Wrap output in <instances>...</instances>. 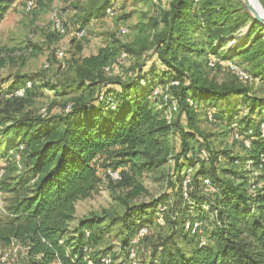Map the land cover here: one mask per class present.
Instances as JSON below:
<instances>
[{
	"label": "trees",
	"instance_id": "obj_1",
	"mask_svg": "<svg viewBox=\"0 0 264 264\" xmlns=\"http://www.w3.org/2000/svg\"><path fill=\"white\" fill-rule=\"evenodd\" d=\"M98 1L95 10L105 14L109 0ZM165 1L157 20L147 24L155 30L152 54L162 77L154 67L145 71L141 65L116 73L118 57L143 50L110 37L95 54L80 56L78 46L63 68L54 55L59 72L53 80L37 73L14 85L19 79L14 74L13 86L0 91L5 98L0 146L6 153L14 149L11 162L18 155L12 162L18 175L0 178L12 195L0 219V244L21 248L23 264L115 263L117 257L107 249H96L99 236L91 229L102 219L75 215L76 203L97 192L101 174L127 190L118 218L122 264H264V26L239 0ZM2 2L0 18L7 10ZM243 28L245 34L236 39ZM230 34L229 58L238 57L245 64L240 69L263 86L260 96L240 83H218L205 75L206 64L219 63L214 43ZM1 53L0 69L12 61ZM67 69L71 76L55 84ZM74 86L81 88L79 94L53 114L47 108L35 113L21 112L23 104L13 106L43 89L68 96L66 89ZM18 88L24 89L22 96L14 94ZM232 96L247 101L249 112L237 111ZM201 118L222 128L218 137L230 136L241 154L215 146L213 135L200 131ZM172 132L179 148L166 158L159 155L160 140ZM223 161L234 168L226 169ZM165 163L172 168L167 180L172 196L131 205L129 200L144 190L133 184V176L156 172ZM110 172L119 178L112 179ZM142 228L145 233L139 235ZM154 229L157 241L151 238ZM105 257L109 263L101 261Z\"/></svg>",
	"mask_w": 264,
	"mask_h": 264
},
{
	"label": "rangeland",
	"instance_id": "obj_2",
	"mask_svg": "<svg viewBox=\"0 0 264 264\" xmlns=\"http://www.w3.org/2000/svg\"><path fill=\"white\" fill-rule=\"evenodd\" d=\"M237 1V0H235ZM264 8V0H259ZM3 4L7 5V10L0 18V49L1 56H6V60L10 58L8 66L0 69V91L10 88L17 74L18 80L14 85H18L24 79L33 80V76L37 73H42L50 80H53L55 73H58L57 64L54 55L57 50L64 52V61L71 60L72 55L76 52L77 47L81 46L80 56H87L96 53L110 37L117 38L126 44H135L136 48L143 50L141 53H133L128 56L118 57V63L115 65V72L126 74L131 70L136 69L139 65L144 70H150L154 67L155 72L162 70L159 66L156 57L152 54V40L155 30L149 29L151 18L157 20L160 12L164 10L166 1L161 0L157 4H153L149 0H109L108 5H113L114 15L103 13L99 7L98 0H35L34 7L28 11H24V0H3ZM106 6V8H107ZM102 7V6H101ZM105 8V9H106ZM53 17H59L64 31L56 36V30L52 26ZM81 24L83 28L79 29ZM147 25V26H146ZM158 25L156 31L160 29ZM244 27L240 26L238 29ZM237 29V30H238ZM124 30V32H123ZM244 30V28L242 29ZM236 32V31H235ZM235 32L231 33L235 35ZM81 34V35H77ZM231 34L222 38V43L216 41L214 43L216 51H218L215 67L206 64L205 75L208 78H213L218 83L236 82L250 89L251 95L260 96L262 88L257 81L240 80L234 75L230 69L241 68V60L238 57L229 58L228 47L231 46ZM32 46L31 47L29 46ZM228 56L226 60H220V56ZM215 57V56H214ZM211 57L212 59H215ZM229 58V59H228ZM201 60V59H200ZM231 60V61H230ZM213 61V60H212ZM235 62L236 64H230ZM66 63V62H65ZM240 66V67H239ZM159 74L163 76L162 72ZM71 76V70L67 69L60 73V79L55 84L60 83V80ZM29 83V81L27 82ZM39 84V83H36ZM13 86V85H12ZM11 86V87H12ZM58 86L54 85L53 88ZM59 88L56 92H59ZM81 91L80 87L74 86L71 89H66L68 96H55L52 90L43 89L40 93H33L27 96L21 102H14L15 110L19 104L21 112L27 110L38 113L40 110H47L49 113H55L62 109L66 103H69ZM238 109L237 111L249 112L246 109V102L241 97L232 96ZM5 98H0V117L4 116L2 109L4 107ZM243 108V109H242ZM20 111L18 113H21ZM170 115V114H169ZM239 115V114H238ZM177 116L176 114L174 115ZM248 120L247 116H245ZM178 118V117H177ZM256 120L259 116L256 114ZM181 124H185L184 116L178 118ZM236 120H240L237 118ZM200 131L205 135H213L209 139L219 148H226L232 152V156H239L241 149L237 143L231 140L230 136L218 137V133L222 128H217L214 123H211L204 118L200 119ZM227 135V134H226ZM229 135V134H228ZM179 148V138L176 132L163 137L160 140V153L166 158L169 154H174ZM6 148L0 146V178H14L18 174L12 168V162L8 156L14 150H9L6 153ZM223 159V158H222ZM225 168H234L227 161L222 162ZM2 171V172H1ZM4 174V175H3ZM172 174L170 164L165 163L157 169L156 172H139L133 176V184H141L143 191L135 198H131V205L140 202L150 203L161 196H172V188L167 184L168 178ZM99 188L90 198L76 203V215L86 217L90 214H95L102 219L103 222L93 225L92 232H96L99 236L97 250L107 249L110 254L117 257L114 264H122L123 256L121 252V227L119 217L123 215L124 205L121 201L126 194V188L120 181L111 180L103 174ZM7 179V180H8ZM173 181V180H171ZM11 194L7 192L0 184V219L5 216V208L11 200ZM7 214V213H6ZM115 217L114 224L108 222L109 218ZM165 235V231L162 232ZM151 238L157 241L158 235L155 229L151 234ZM182 246V245H181ZM3 257H5L4 260ZM24 252L16 245L3 246L0 244V264H23Z\"/></svg>",
	"mask_w": 264,
	"mask_h": 264
},
{
	"label": "built area",
	"instance_id": "obj_3",
	"mask_svg": "<svg viewBox=\"0 0 264 264\" xmlns=\"http://www.w3.org/2000/svg\"><path fill=\"white\" fill-rule=\"evenodd\" d=\"M118 1H123V0H118ZM153 2H155L156 0H152ZM34 4H35V0H24V3H23V6H24V11L28 12L30 11L33 7H34ZM105 14L107 15H114V9H113V5H109L107 6V8L105 9ZM60 18L59 17H53V20H52V26L54 28V30H56L57 32L61 33L64 31V27H62V23L60 22L59 20ZM124 32V30H123ZM77 35H81V34H77ZM55 55L57 56V58L59 59L60 61V64H61V67L63 68L65 66V62L64 61V52L61 51V50H57ZM210 66L213 65V63H209ZM231 66L234 67V65L232 64ZM235 75H237L239 77L240 80H248V76L247 74L242 71L240 68H237L235 66V69H230ZM27 86H29V83H27ZM23 92H24V89L23 88H18L14 94L16 96H22L23 95ZM153 94H157V91L154 90ZM246 144L248 145V143L246 142ZM15 156V159L16 161L18 160V155H14ZM0 167L1 166V163H0ZM2 172V171H1ZM109 175L111 176L112 179H118V175L117 173L115 172H110ZM1 176V175H0ZM186 227H188V224L186 225ZM145 233V229L142 228L140 231H139V235H143ZM134 252L133 250L131 249L130 251V257L131 258H134ZM5 257H3V259L1 260H4ZM104 263H109L110 262V259L108 257H105V258H102V260ZM57 264H60L59 262ZM131 264H136L135 261H132Z\"/></svg>",
	"mask_w": 264,
	"mask_h": 264
},
{
	"label": "water",
	"instance_id": "obj_4",
	"mask_svg": "<svg viewBox=\"0 0 264 264\" xmlns=\"http://www.w3.org/2000/svg\"><path fill=\"white\" fill-rule=\"evenodd\" d=\"M243 10L253 19L258 21L264 26V8L260 4L259 0H239ZM246 28L241 31V33L236 37V39L241 38L245 32ZM234 42V41H233Z\"/></svg>",
	"mask_w": 264,
	"mask_h": 264
},
{
	"label": "crops",
	"instance_id": "obj_5",
	"mask_svg": "<svg viewBox=\"0 0 264 264\" xmlns=\"http://www.w3.org/2000/svg\"><path fill=\"white\" fill-rule=\"evenodd\" d=\"M93 54H95V53H93ZM75 215H76V212H75ZM77 216V215H76ZM77 217H80V216H77Z\"/></svg>",
	"mask_w": 264,
	"mask_h": 264
},
{
	"label": "bare ground",
	"instance_id": "obj_6",
	"mask_svg": "<svg viewBox=\"0 0 264 264\" xmlns=\"http://www.w3.org/2000/svg\"><path fill=\"white\" fill-rule=\"evenodd\" d=\"M251 1H253V0H251Z\"/></svg>",
	"mask_w": 264,
	"mask_h": 264
}]
</instances>
